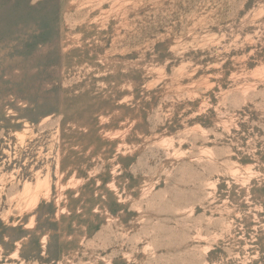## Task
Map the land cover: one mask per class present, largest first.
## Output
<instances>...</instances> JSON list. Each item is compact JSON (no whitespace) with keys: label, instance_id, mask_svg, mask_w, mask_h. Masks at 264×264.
<instances>
[{"label":"rangeland","instance_id":"374dc122","mask_svg":"<svg viewBox=\"0 0 264 264\" xmlns=\"http://www.w3.org/2000/svg\"><path fill=\"white\" fill-rule=\"evenodd\" d=\"M0 264H264V0H0Z\"/></svg>","mask_w":264,"mask_h":264},{"label":"bare ground","instance_id":"6f19581e","mask_svg":"<svg viewBox=\"0 0 264 264\" xmlns=\"http://www.w3.org/2000/svg\"><path fill=\"white\" fill-rule=\"evenodd\" d=\"M24 187H25V189H24L25 194L29 196V194H30V189H29V187H27V186H24ZM37 191H38V190H37ZM32 198H33V197L30 196V199H29V200L32 201ZM33 199H34V198H33ZM45 245H46V244H45ZM45 245H44V243H43V249H44V246H45Z\"/></svg>","mask_w":264,"mask_h":264}]
</instances>
